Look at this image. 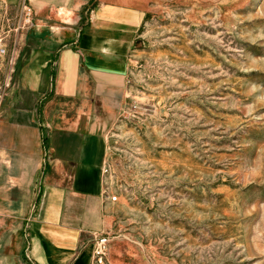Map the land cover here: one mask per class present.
I'll return each mask as SVG.
<instances>
[{
    "label": "rangeland",
    "instance_id": "rangeland-1",
    "mask_svg": "<svg viewBox=\"0 0 264 264\" xmlns=\"http://www.w3.org/2000/svg\"><path fill=\"white\" fill-rule=\"evenodd\" d=\"M29 27L0 4V109ZM108 145L92 264H264V0H152Z\"/></svg>",
    "mask_w": 264,
    "mask_h": 264
},
{
    "label": "crops",
    "instance_id": "crops-1",
    "mask_svg": "<svg viewBox=\"0 0 264 264\" xmlns=\"http://www.w3.org/2000/svg\"><path fill=\"white\" fill-rule=\"evenodd\" d=\"M25 1L32 24L0 109L2 262L92 264L114 224L109 129L152 0Z\"/></svg>",
    "mask_w": 264,
    "mask_h": 264
},
{
    "label": "built area",
    "instance_id": "built-area-1",
    "mask_svg": "<svg viewBox=\"0 0 264 264\" xmlns=\"http://www.w3.org/2000/svg\"><path fill=\"white\" fill-rule=\"evenodd\" d=\"M33 12L32 8L26 3L25 0H22V21L24 25L30 26L32 24ZM111 202L116 201V197H110ZM109 244L108 235H101L97 237L93 243V253H92V262L101 261L107 252Z\"/></svg>",
    "mask_w": 264,
    "mask_h": 264
},
{
    "label": "trees",
    "instance_id": "trees-1",
    "mask_svg": "<svg viewBox=\"0 0 264 264\" xmlns=\"http://www.w3.org/2000/svg\"><path fill=\"white\" fill-rule=\"evenodd\" d=\"M94 4H95V1H92L85 12H88L94 6ZM38 108H39V106H38Z\"/></svg>",
    "mask_w": 264,
    "mask_h": 264
}]
</instances>
